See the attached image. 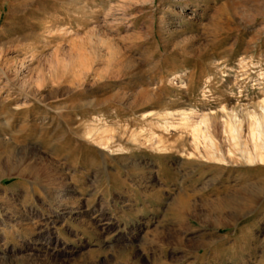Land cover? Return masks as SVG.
<instances>
[{"label": "rangeland", "instance_id": "1", "mask_svg": "<svg viewBox=\"0 0 264 264\" xmlns=\"http://www.w3.org/2000/svg\"><path fill=\"white\" fill-rule=\"evenodd\" d=\"M27 1L0 17V264L264 262V200L238 199L264 163L188 157L175 126L263 114L264 0Z\"/></svg>", "mask_w": 264, "mask_h": 264}, {"label": "bare ground", "instance_id": "2", "mask_svg": "<svg viewBox=\"0 0 264 264\" xmlns=\"http://www.w3.org/2000/svg\"><path fill=\"white\" fill-rule=\"evenodd\" d=\"M20 1L23 3L27 0H0V17L1 11L9 12L12 10L14 4ZM26 3L28 4L29 2L27 1ZM77 56L79 57V55ZM257 107L262 110V115L245 109L238 111L237 106L229 108H225L224 106L220 107L221 111L218 117L197 114L191 108L182 111L180 119L175 126L190 139V149L187 152V156L201 158L207 161H221L218 155L222 158L224 154L228 155L233 151L238 153L246 164H253L255 162L264 163V149L256 142L257 140L261 141V139L264 142V99ZM166 113V116L171 114L170 111ZM166 116L162 121L168 124ZM218 119H221V122ZM221 136L222 140L226 143L225 150L220 149L217 146L218 144H215L216 141L214 142L217 137ZM152 140V138L144 137L142 144H146L149 148L155 147V151H162L163 149H160L161 147L158 145V142L154 141L153 143ZM98 145L103 146L104 144L100 141ZM239 193V198H237L243 202L257 203L260 200H264V181L256 185H250L240 190ZM232 200L234 199L231 196L226 197L224 201L227 207L225 209H230L234 217H241L245 209L244 204L238 206ZM230 205H234V208L230 207ZM215 226L218 228L217 224ZM260 264H264V262Z\"/></svg>", "mask_w": 264, "mask_h": 264}]
</instances>
